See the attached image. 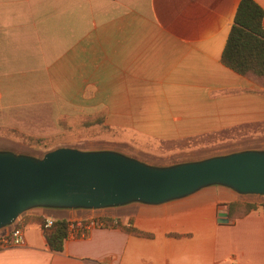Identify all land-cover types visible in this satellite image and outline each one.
Returning a JSON list of instances; mask_svg holds the SVG:
<instances>
[{"label":"crops","instance_id":"obj_1","mask_svg":"<svg viewBox=\"0 0 264 264\" xmlns=\"http://www.w3.org/2000/svg\"><path fill=\"white\" fill-rule=\"evenodd\" d=\"M25 1L18 9L23 1L5 0L0 34L12 26L17 35L26 19L35 27L34 0ZM45 1L70 10L73 26L59 45L39 44L46 50L43 63L29 70L51 83L78 85L80 96L112 101L108 123L125 144L111 150L158 166V147L264 130V78L239 74L221 61L239 0ZM255 1L264 10V0ZM1 52L0 86L11 61ZM262 198L212 183L159 203L34 206L0 228L2 234L20 226L25 237L24 244L0 250V264H264V207L232 219L226 208ZM45 217H108L151 235L93 227L85 236H66L62 250L53 251L38 220Z\"/></svg>","mask_w":264,"mask_h":264},{"label":"rangeland","instance_id":"obj_2","mask_svg":"<svg viewBox=\"0 0 264 264\" xmlns=\"http://www.w3.org/2000/svg\"><path fill=\"white\" fill-rule=\"evenodd\" d=\"M21 1L18 9L22 4L30 3ZM33 4L35 27L26 19L19 26L17 35L10 32L14 29L12 26L0 34V71L2 50L6 53L4 56L11 60L5 65L3 84L0 86L4 104L0 111V150L35 157L61 146L80 150H124L123 134L116 133L108 123V109L112 101H94L87 93L80 96L78 85L51 83L43 75L38 77L29 70L43 63L46 50L38 48V45H59L62 33H66L74 21L70 10H62L65 6L45 0H34ZM6 7L5 0H0V14ZM12 61L14 66L10 64ZM87 89L92 88L88 86ZM228 136L205 137L190 145L179 144L171 149L158 147L155 151L160 156L153 162L158 166H167L241 151L247 147L264 149V130L244 138L239 134H233V139Z\"/></svg>","mask_w":264,"mask_h":264},{"label":"water","instance_id":"obj_3","mask_svg":"<svg viewBox=\"0 0 264 264\" xmlns=\"http://www.w3.org/2000/svg\"><path fill=\"white\" fill-rule=\"evenodd\" d=\"M212 183L264 196V149L167 166L149 165L106 149L61 146L39 157L0 150V228L34 206L159 203Z\"/></svg>","mask_w":264,"mask_h":264},{"label":"trees","instance_id":"obj_4","mask_svg":"<svg viewBox=\"0 0 264 264\" xmlns=\"http://www.w3.org/2000/svg\"><path fill=\"white\" fill-rule=\"evenodd\" d=\"M263 16L264 10L255 0H239L221 52V61L224 65L239 74L250 75L258 79L264 78ZM258 205L264 207V196L259 203L232 201L226 204L227 215L232 219ZM101 219L108 225L112 223V219L108 217H101ZM38 220L42 226L44 219L38 218ZM68 222L64 218L55 219L50 227L43 229L46 243L51 250H62ZM115 226L138 235H151L136 228L124 227L119 221Z\"/></svg>","mask_w":264,"mask_h":264},{"label":"built area","instance_id":"obj_5","mask_svg":"<svg viewBox=\"0 0 264 264\" xmlns=\"http://www.w3.org/2000/svg\"><path fill=\"white\" fill-rule=\"evenodd\" d=\"M53 221L54 220L51 217H45L42 223V229L50 227L53 224ZM117 222V220H112L111 225H108L101 219V217L71 220L67 225L66 236H85L88 230L93 227L115 226ZM24 243L25 237L20 226L14 225L9 229V231L0 234V250L8 247L19 246Z\"/></svg>","mask_w":264,"mask_h":264}]
</instances>
